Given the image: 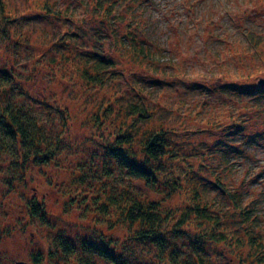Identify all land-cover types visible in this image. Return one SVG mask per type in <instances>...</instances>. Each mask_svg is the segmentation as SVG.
Returning <instances> with one entry per match:
<instances>
[{"label":"rangeland","instance_id":"rangeland-1","mask_svg":"<svg viewBox=\"0 0 264 264\" xmlns=\"http://www.w3.org/2000/svg\"><path fill=\"white\" fill-rule=\"evenodd\" d=\"M44 1L0 0V22L9 20L6 25L14 38L8 40L0 32V65L13 64L24 79L25 90H35L45 101L65 107L71 117L64 125L55 107L47 114L54 118L51 130L61 128L65 138L64 148L51 163L31 166L23 174L11 169L17 177L10 182L9 172L0 170V264L34 262V257L38 264H80L78 254L91 261V251L82 245L97 240L99 232L119 237L115 247L119 254L115 262L94 254V264H154L155 250L147 243L128 241L125 228H110L95 221L94 212L84 211L95 206L97 192L76 183L83 166L101 172L99 182L93 181L96 184L107 180L104 168L122 178L121 164L107 154L116 125L106 121L98 125L94 116L100 103L118 107V101H135L139 92L154 112L147 127H169L180 166L174 176L196 177L208 201L226 203L230 226L237 229L240 224L242 231L231 235L234 241L237 236L244 240L233 245L211 243L207 261L264 264V83H259L264 77V0H100L103 20L101 14L92 12L96 0L77 2V6L74 0H49L52 8L67 12L59 18H33L44 10ZM2 9L6 20L1 18ZM78 25L84 31L82 38L70 35L79 32ZM99 27L118 38L131 37V33L142 38L156 48L154 59L137 58L130 45L114 49L111 35L102 42L115 64L92 68L101 72L103 83L83 82L70 58L49 66L46 58L52 56L51 47L56 50L50 46L56 40L68 45L63 51L71 57L79 49L96 51L97 35L103 32ZM64 32L69 34L59 39ZM21 33L28 41H20L16 53L7 54L6 45L12 46ZM41 70L47 72L38 73ZM233 84H241L249 93L232 90ZM144 133L139 131V137ZM136 141L134 149L142 155V140ZM4 163L8 165V159ZM218 179L228 192L236 193L242 208H251L252 217L258 215V224L240 222V208L215 186ZM131 181L137 187L144 185L135 177ZM180 188L166 205L174 208L189 203L190 195ZM150 192L164 196L166 190L161 185ZM32 205L38 215H33ZM196 222L186 224V229H200ZM206 225L211 227L209 222ZM247 225L252 228L243 231L241 227ZM249 234L262 245H250ZM60 236L73 243L76 253L67 256L56 247Z\"/></svg>","mask_w":264,"mask_h":264},{"label":"trees","instance_id":"trees-1","mask_svg":"<svg viewBox=\"0 0 264 264\" xmlns=\"http://www.w3.org/2000/svg\"><path fill=\"white\" fill-rule=\"evenodd\" d=\"M74 1L76 2L75 6H77V2L82 3L85 1L86 3L88 0ZM99 1L96 0L92 12L94 15L96 13L101 14V20H103L104 12L100 11L101 1ZM44 2L43 9L45 12L44 10L38 12L33 15V18L50 19V16L59 18L63 16L60 15L61 12H67L52 8L49 0ZM73 7L70 6L69 8L74 9ZM1 18L8 19L3 9ZM7 21L9 20L3 21L4 24L0 22L1 36L13 40V35L6 25ZM78 28L79 32L74 31L70 35L82 38L84 36L82 26L80 28L78 25ZM98 30L103 32L101 35H97V39L100 41H98L99 46L97 45L96 51L79 49L71 57L63 51L64 46L68 47L66 43L62 46L56 40L51 45L49 44L56 49L54 50L51 47L52 56L47 58L44 56L49 66L51 67L70 58L77 65V75L83 82L103 83L105 78L99 74L101 72L97 70L98 73H96L92 71V68H107L115 64V60L106 51V45L103 43L112 36L110 42H113L111 45L114 49L125 44L128 47L129 45L133 47V55L137 58L151 60L155 57L156 48L147 45L142 38L135 37L131 31L129 32L131 37L123 35L118 38L117 34H110L109 30L105 31L101 27ZM68 34L69 32L62 33L59 39L64 40V36ZM21 35L22 33L19 38L15 39L16 41L11 43L12 46L6 45L5 52L7 54L11 51L16 53L15 48L22 43L20 41H28L26 36ZM43 71L47 72L46 70ZM43 71L41 70L38 73ZM23 81L22 75L14 69L13 64L0 65V170L9 172V182L17 177L11 169L20 170L23 174L31 166L51 163L64 148V131L61 128L59 130H51L50 128L54 118L49 117L47 114L51 112V108L55 107L54 110L59 114V119L62 120L64 125H67L71 117L69 116L70 112L65 107L61 108L45 101L35 90H25L22 86ZM75 84L81 85L77 82ZM233 85L230 86L232 90L243 94L249 93L241 84L239 86ZM198 87L209 90L204 86L198 85ZM227 88L229 87H223L225 91H227ZM137 97L135 101L133 99L124 102L118 101V107L111 102L100 103L97 107L94 117L98 121V125H102L105 121L113 122L116 125L113 127L114 140L107 149V154L111 159L117 160L118 164H121L123 175L122 178H115L113 174H108L109 169L104 168L107 172H104L103 175H106L107 180L104 183L96 184L93 181L98 179L99 182L101 178L99 173L101 172L93 173L92 169L83 166V169L78 173L76 183L85 185L91 191L95 189L97 192L93 198L95 206L92 208L87 206L83 209L84 211L94 212L95 221L102 224L106 223L110 228H117L118 226L125 228L129 233V236L126 237L128 241L147 243L149 247L155 250L154 264H212L207 261V255H209L208 245L213 242H226L229 245H233L234 242L240 244L244 238L241 239L242 237L237 236L234 241L231 235V232L234 234L242 231L238 228L240 224H237V229L230 226L224 211L226 203L215 204V201H208L206 189H200L201 183L197 181L196 177L193 178L186 174H182V178L178 175L174 176L180 166L177 159L178 153L172 149L173 144L169 139V127L163 125H155L152 128L147 127L150 120L153 119L154 112L150 111L149 107L147 108V101L145 102V96L141 92L137 93ZM118 118L123 119V122L119 123ZM143 130L145 133L141 138L139 137V131ZM138 138L142 140V155H139L134 149ZM5 159H8V165L4 163ZM229 162L232 163V160ZM168 164L171 167H168ZM159 173H163V175L159 176ZM134 177L141 180L144 185L137 187L132 184L131 180ZM161 182L166 190L165 195L163 196L161 192L151 195L150 190L159 189ZM183 185H186V187ZM215 186L222 188V194L226 195L230 202L233 201L234 207L240 208V213L237 216L241 219V223L248 221L258 224V215L252 217L251 208H242L236 193L228 192L219 179ZM178 188H180V191L184 189L190 195L188 198L189 203L171 208L166 203L172 195L174 196ZM35 207L32 205L31 210L33 215H38ZM195 220L200 229H186L185 225ZM208 222L211 227L206 225ZM250 228H252L250 225L241 227L243 231H249ZM101 233L99 232L95 236L97 240L84 241L82 247L90 250L92 256L90 261V259L86 260L84 255L78 254L77 259L80 264H94V261H92L94 254L115 262L116 254H119L115 249L119 237L114 233L113 236L109 237ZM180 237L184 238L185 241H179L178 238ZM254 237V235L249 234L246 240L252 246L262 245L261 241L258 244L253 242ZM57 239L56 247L63 251V254L66 253L67 256H70L76 253L75 246L67 238L60 236ZM133 248L135 247L133 246ZM133 248L131 252L135 251ZM258 258L261 259V256ZM33 261L38 263L39 260L34 257Z\"/></svg>","mask_w":264,"mask_h":264},{"label":"water","instance_id":"water-1","mask_svg":"<svg viewBox=\"0 0 264 264\" xmlns=\"http://www.w3.org/2000/svg\"><path fill=\"white\" fill-rule=\"evenodd\" d=\"M259 83H264V77L259 79ZM16 264H38V263L27 262V261H17Z\"/></svg>","mask_w":264,"mask_h":264}]
</instances>
